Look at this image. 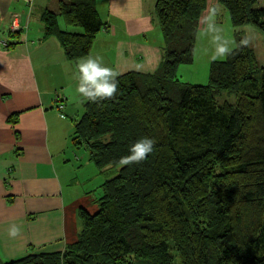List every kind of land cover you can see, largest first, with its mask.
<instances>
[{"label": "trees", "instance_id": "1", "mask_svg": "<svg viewBox=\"0 0 264 264\" xmlns=\"http://www.w3.org/2000/svg\"><path fill=\"white\" fill-rule=\"evenodd\" d=\"M257 1L217 5L233 27L251 25L264 34V7ZM95 2L59 0L56 11L41 14L42 39L56 38L68 61L88 56L106 27ZM205 6L206 0H156L164 42L158 69L81 85L94 92L117 83L111 97L83 95L71 138L101 175L116 173L101 184L96 213L78 209L75 242L62 252L0 264H264V66L257 68L254 51L239 41L223 60L211 62L206 85L175 78L177 67L193 60ZM222 91L233 93L235 103L218 105ZM17 117L7 122L14 125ZM144 137L154 140L153 151L123 163L137 143H147Z\"/></svg>", "mask_w": 264, "mask_h": 264}, {"label": "crops", "instance_id": "2", "mask_svg": "<svg viewBox=\"0 0 264 264\" xmlns=\"http://www.w3.org/2000/svg\"><path fill=\"white\" fill-rule=\"evenodd\" d=\"M51 2L0 0V262L62 252L81 230L78 209H97L99 196L89 186L91 177H76L63 149L73 116L84 104L78 89L93 84L80 64L90 59L114 77L148 75L162 59L160 41L148 40L160 32L156 0H96L106 27L96 35L89 55L77 61L65 58L56 38L42 39L41 14ZM216 5L217 0H206L199 29L212 17L218 21ZM13 114L18 115L14 125L7 122Z\"/></svg>", "mask_w": 264, "mask_h": 264}, {"label": "rangeland", "instance_id": "3", "mask_svg": "<svg viewBox=\"0 0 264 264\" xmlns=\"http://www.w3.org/2000/svg\"><path fill=\"white\" fill-rule=\"evenodd\" d=\"M55 0H52L49 10L56 11L57 5L53 6ZM257 7H264V0L257 1ZM215 12L217 15L218 21L214 20L212 17L211 21L204 28H198L195 34L194 41V54L193 60L190 64H180L176 70L175 78L179 83H187L193 85H206L208 83L209 76V66L213 61L223 60L226 56V53L229 50L234 49L237 46V43L240 41L241 44L246 45L251 48L257 60V68L264 66V34L259 30L255 29L251 25H243L240 27H233L228 12L221 7L216 5ZM58 26L61 30L66 29L64 21L61 16H57ZM69 31L81 32L79 28H67ZM148 40L160 41L161 46L163 47V38L159 31L156 35H150ZM226 50V51H223ZM223 51V52H222ZM163 55V51H162ZM259 76V74H257ZM105 80H95L94 84H99ZM174 92L171 91L169 96L173 97ZM215 100L218 105L228 102L234 104L236 97L233 93L222 91L215 97ZM79 114H75L74 118L83 113V104L81 103L78 107ZM73 118V119H74ZM72 122V131L68 140L65 141L63 149L67 151L65 159L68 160L66 164L74 166V173L76 177L85 176L86 179L91 177V180L88 181L89 186L92 190L96 189V198L101 194L99 187L102 184L106 177H112L116 171L115 169H110L111 171L101 175L96 166L89 159V155L84 146H75L71 142L72 132H73V121ZM70 122V124H71ZM82 166V167H80ZM68 168H70L68 166ZM97 206V204H96ZM98 209V207H97ZM97 209L90 213H96ZM175 264L178 263L175 259ZM3 263V262H1Z\"/></svg>", "mask_w": 264, "mask_h": 264}, {"label": "clouds", "instance_id": "4", "mask_svg": "<svg viewBox=\"0 0 264 264\" xmlns=\"http://www.w3.org/2000/svg\"><path fill=\"white\" fill-rule=\"evenodd\" d=\"M80 70L87 80L93 81L94 83L97 77H101L105 75L113 76V73L111 72L110 69L107 68L103 70L98 69L97 66L90 59L88 63L85 64L84 62H82L80 64ZM116 89H117V83L115 82L114 84L111 85H97L96 90L94 92L87 91L82 87H79L78 91L81 94H83L86 98L91 100H96L97 98L113 96L114 93L116 92ZM144 139L147 140V143H142V142L137 143L134 148L133 154L129 157L124 158L123 163L139 162L145 159L146 156L153 151L154 140L148 139L147 137H144ZM16 232L17 229L13 228L11 234L15 235Z\"/></svg>", "mask_w": 264, "mask_h": 264}, {"label": "built area", "instance_id": "5", "mask_svg": "<svg viewBox=\"0 0 264 264\" xmlns=\"http://www.w3.org/2000/svg\"><path fill=\"white\" fill-rule=\"evenodd\" d=\"M15 24H16V23L13 22V24H12V27H13V28H16ZM58 108L61 110V109H62V106H58Z\"/></svg>", "mask_w": 264, "mask_h": 264}]
</instances>
